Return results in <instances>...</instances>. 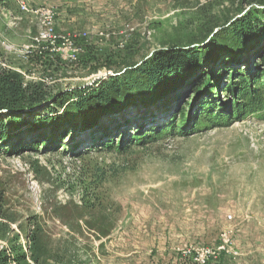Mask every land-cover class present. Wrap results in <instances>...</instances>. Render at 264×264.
Listing matches in <instances>:
<instances>
[{
    "label": "rangeland",
    "instance_id": "1",
    "mask_svg": "<svg viewBox=\"0 0 264 264\" xmlns=\"http://www.w3.org/2000/svg\"><path fill=\"white\" fill-rule=\"evenodd\" d=\"M258 2L10 0L0 5L2 62L26 83L44 84L54 94L88 89L158 50L204 48L228 25L264 9ZM239 59L242 70H264L258 55ZM215 67L201 74L213 82L227 65L220 59ZM199 73L191 86L113 121L123 125L127 139L173 120L181 128L196 98L216 100L215 93L195 88ZM197 113L187 135L168 133L124 156H97L90 177L103 171L106 178L98 189L88 188L87 180L86 188L103 202L94 210L83 206V186L75 183V168L99 146L91 148L94 142L82 131L70 136L75 152L40 146L21 147V156L0 151V250H9L18 235L28 263L37 264L24 238L34 229L28 219L36 217L39 264H264V98L232 122L220 121L216 112L204 118ZM33 160L44 169L33 167Z\"/></svg>",
    "mask_w": 264,
    "mask_h": 264
},
{
    "label": "trees",
    "instance_id": "2",
    "mask_svg": "<svg viewBox=\"0 0 264 264\" xmlns=\"http://www.w3.org/2000/svg\"><path fill=\"white\" fill-rule=\"evenodd\" d=\"M9 1L0 0V5H7ZM258 3L263 5L264 0H259ZM252 53L260 56L264 63V9H256L228 25L204 48L190 45L189 48L173 47L158 50L140 63H133L125 72L115 73L119 75L98 81L95 87L76 89L73 92L59 91L54 94L44 84L26 83L20 73L3 66V54L0 52V151L6 148L10 156H21V147L32 149L40 146L56 149V152L64 150L75 152L78 144H73L75 138L70 139V136L77 130L82 131L94 142L91 148L97 144L99 146L95 147L94 156L83 163V166L75 168L79 171L75 183L83 186V206L88 210L97 209L103 203L100 196L92 195L86 188L88 179L90 181L88 188L93 185L98 189L99 183L106 178L103 171L90 177L92 175L90 168L97 156L104 153L124 156L132 151L134 146L143 147L162 139L168 133L179 132L183 136L187 135L193 125L189 127V120H194L197 112L202 118L209 112H216L218 113L216 117L220 121L227 118V121L232 122L251 105L261 103L264 98V70L259 72L242 70V59H239L240 55L251 58ZM220 59L227 65V69L219 71L221 73L213 82L205 79L201 74L202 69L216 70V63ZM213 64L215 65L212 66ZM109 67L112 69L110 65ZM199 71V76L195 79L196 82L194 81L197 83L195 88L199 90V87H202L206 95L215 93L216 100L196 98V105L193 104L191 107H194V110L183 117L184 123L181 128L175 127L177 122L173 120L171 126L165 128L153 126L144 134L139 130V134L137 131V134L135 132V135L127 139L123 125L113 121L112 117L130 109L155 105L161 99L191 86L192 79ZM222 77L228 81H216ZM222 98L227 100V107L223 101L219 102ZM230 99H233L232 103ZM48 103H51V106L42 110ZM35 108L37 112L22 117L23 113ZM225 108L227 114L223 113ZM40 110L43 113H40ZM215 115L208 118L212 120ZM104 119L108 121L112 119L113 122L106 124ZM17 131L18 134L10 135V132ZM29 136L30 140L26 141ZM30 163L33 167L44 169L38 160ZM59 166L66 170L62 162ZM4 213V191L0 184V219L5 217ZM28 220L29 227L34 229L24 238L31 245L29 249L32 260L39 264L41 231L38 229L36 217ZM19 240L20 236H15L10 242L9 250H0V264H29L28 253Z\"/></svg>",
    "mask_w": 264,
    "mask_h": 264
},
{
    "label": "bare ground",
    "instance_id": "3",
    "mask_svg": "<svg viewBox=\"0 0 264 264\" xmlns=\"http://www.w3.org/2000/svg\"><path fill=\"white\" fill-rule=\"evenodd\" d=\"M49 35H50V34H49ZM32 156H33V155H32ZM40 156H41V155H40ZM13 161L17 163V162L21 161V159L17 157V158H14ZM226 238H227V237H226ZM223 241H224V240H223ZM226 242H227V241H226ZM228 243H229V242H228ZM224 245H225V244H224ZM227 247H228V246H227ZM210 251H211V250H210ZM197 253H198V252H197ZM204 254H205V253H204ZM191 255H192V254H191ZM196 256H197V255H196ZM208 256H209V255H208ZM203 261H204V260H203ZM205 262H206V261H205ZM200 263H201V262H200Z\"/></svg>",
    "mask_w": 264,
    "mask_h": 264
},
{
    "label": "water",
    "instance_id": "4",
    "mask_svg": "<svg viewBox=\"0 0 264 264\" xmlns=\"http://www.w3.org/2000/svg\"><path fill=\"white\" fill-rule=\"evenodd\" d=\"M152 54H153V53H151L150 55H152ZM125 71H126V69L123 70L122 73L125 72ZM110 72H111V71H110ZM109 74H110L111 77L116 76V75H119V74H115V73H114V74H113V73H109ZM98 81H100V80H98ZM98 81H97V82H98ZM48 104H49V103H48ZM43 106H44V105H42V107H43ZM35 109H37V108H35ZM26 111H28V110H26Z\"/></svg>",
    "mask_w": 264,
    "mask_h": 264
},
{
    "label": "built area",
    "instance_id": "5",
    "mask_svg": "<svg viewBox=\"0 0 264 264\" xmlns=\"http://www.w3.org/2000/svg\"><path fill=\"white\" fill-rule=\"evenodd\" d=\"M72 53V52H71ZM73 54V53H72Z\"/></svg>",
    "mask_w": 264,
    "mask_h": 264
}]
</instances>
